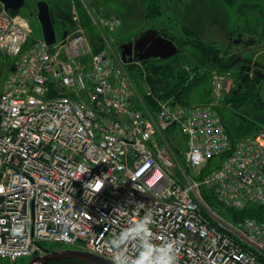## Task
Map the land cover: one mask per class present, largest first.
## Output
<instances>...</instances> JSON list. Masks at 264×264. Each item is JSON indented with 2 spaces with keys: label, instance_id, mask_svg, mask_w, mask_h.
Returning <instances> with one entry per match:
<instances>
[{
  "label": "built area",
  "instance_id": "1",
  "mask_svg": "<svg viewBox=\"0 0 264 264\" xmlns=\"http://www.w3.org/2000/svg\"><path fill=\"white\" fill-rule=\"evenodd\" d=\"M77 3L48 44L0 1V258L110 261L113 235L150 212L154 242L179 241L178 264H264V124L231 137L219 110L229 72L212 71L203 102L156 99L152 117L124 67L138 61L114 45L119 17L95 5L86 24ZM173 127L181 157L162 135Z\"/></svg>",
  "mask_w": 264,
  "mask_h": 264
},
{
  "label": "rangeland",
  "instance_id": "2",
  "mask_svg": "<svg viewBox=\"0 0 264 264\" xmlns=\"http://www.w3.org/2000/svg\"><path fill=\"white\" fill-rule=\"evenodd\" d=\"M37 0H24L20 8L35 34L40 30V25L36 18ZM54 17V30L56 37L67 29L72 23V0H46ZM84 5L77 3V11L83 21L89 24L86 9L93 10L95 5H101L102 15H115L120 19L119 28L113 33L114 45L119 50L120 44L126 41H133L147 29H157L164 32H170L174 37L186 38L184 25L188 26L196 34L188 35L190 41H201L207 45L219 49L225 58L230 55L238 57L237 61L224 70L218 68H207L205 79L195 82L196 85L188 93L187 101L189 103H200L210 97L209 76L212 71H228V91L221 101L219 110L224 118L226 127L232 138L236 139L253 133L261 124L251 121L254 115H262L264 112V79L249 73L246 76L245 68L247 66L260 67L264 72V0H83ZM77 2V0H76ZM96 3V4H94ZM160 9V15H153L150 10ZM96 13V12H95ZM99 15V14H97ZM239 37L243 41L249 39H260L252 47L243 43H236ZM187 39V38H186ZM180 49V46L177 44ZM183 52L175 58L160 59L150 57L138 62L126 64L125 70L128 72L132 83L136 88L138 104L143 108L146 114L154 116L157 110V100H163L167 96L179 91L182 85L188 80L185 76L195 77L197 71L204 70L199 59V51L183 44ZM174 56V55H173ZM167 60L166 62H163ZM167 64L170 69L169 83L172 86L171 91L166 95L158 96L154 92L151 83L148 81L151 68L150 65ZM154 66V67H155ZM197 68V71L194 69ZM158 68H153L155 71ZM158 70V71H160ZM161 73V72H160ZM184 76V79L182 77ZM156 96L147 95V90ZM189 88V89H190ZM173 89V90H172ZM156 93V94H155ZM158 94V95H157ZM172 97V96H170ZM169 98V97H168ZM174 154L182 156L185 151V140L177 128L173 127L162 134ZM180 160V159H179ZM219 213L225 216L230 222L234 223L229 213L225 209L218 208ZM29 258H21L15 262H9L0 258V264H26ZM40 264V263H37Z\"/></svg>",
  "mask_w": 264,
  "mask_h": 264
},
{
  "label": "water",
  "instance_id": "3",
  "mask_svg": "<svg viewBox=\"0 0 264 264\" xmlns=\"http://www.w3.org/2000/svg\"><path fill=\"white\" fill-rule=\"evenodd\" d=\"M4 7L11 11L20 10L24 0H0ZM36 5V18L40 25V32L42 37L48 44H52L55 41L54 30V17L49 8L46 0H37ZM242 38L239 37L235 40L236 43L242 42ZM251 41H243L248 45ZM121 56L124 62H130L132 60H142L150 57H157L160 59H167L175 55L179 47L173 41L171 37L165 35V32L157 29H147L145 32L133 41H126L120 44ZM256 74L264 79V72L260 67L256 66L251 68L247 66L245 68L246 74L249 72ZM64 258H74L80 261L81 264H110V261L98 257L96 255L78 251L74 249H61L50 250L43 256H35L30 258L26 264H45L49 261H59Z\"/></svg>",
  "mask_w": 264,
  "mask_h": 264
},
{
  "label": "clouds",
  "instance_id": "4",
  "mask_svg": "<svg viewBox=\"0 0 264 264\" xmlns=\"http://www.w3.org/2000/svg\"><path fill=\"white\" fill-rule=\"evenodd\" d=\"M102 222L117 221L114 218ZM152 224L153 217L147 212L114 234L108 242L110 264H178L179 241L163 238L159 243L154 242Z\"/></svg>",
  "mask_w": 264,
  "mask_h": 264
},
{
  "label": "trees",
  "instance_id": "5",
  "mask_svg": "<svg viewBox=\"0 0 264 264\" xmlns=\"http://www.w3.org/2000/svg\"><path fill=\"white\" fill-rule=\"evenodd\" d=\"M96 1H98V0H95V2ZM106 1H109V0H106ZM150 12L153 13V15H155V14L160 15L161 14L160 9H157L156 11H154L152 9V10H150ZM85 23L88 24L87 22H85ZM184 33H185L187 39L182 38V37H174V35H171L170 32H165L166 36L171 37L173 39V41L176 42L180 46V49L178 50V52L174 56H172L171 58H175L179 53L183 52V48H181V46L183 44H189L190 46H193L194 48H196L199 51V56L195 58L196 62L198 63L197 60L199 59V61L202 64L200 66H203L204 70H206V71H204V72L197 71L198 67H196L194 69V71H197L195 73V75H196L195 77L193 76L191 79H188L189 75H188V77L185 76L184 83L186 82V78H187L188 82L185 85H182V87L179 91H176L175 93L170 95V96H172L174 102H180V103H187L188 102L186 97L188 96L189 91L191 90V88L193 86L196 85L195 82L199 83V81H201L203 77L205 79L207 68L208 69L209 68H218L219 70L220 69L224 70V69H227L228 67H230L232 64H234L238 59V57H236L235 55H230L229 57L225 58L223 56V54L220 53L219 49L214 48L211 45H207L205 43H202L201 41H197V42L190 41L188 38L189 37L188 35H193V34L195 35L196 33L193 30H191L190 28H188V26H186V25H184ZM167 60H164L163 62H166ZM154 66L155 65L151 63L150 68H151L152 72H150V75L148 76V81L151 83L154 92H158V90L160 89V93H158L159 95L158 94L157 95L161 97L162 95L164 96L168 92H170L171 88H172V86H170L171 84L169 83V74H170L169 70L170 69H167L168 67H167L166 63L162 64L163 68L161 70H160V68H158V67H160L159 65H156L155 67ZM153 68H158V69L155 71ZM158 70H160V71H158ZM255 76H257V75H255ZM182 77L184 79L183 75H182ZM257 78H260V77L257 76ZM170 96H167V97H170ZM254 120L255 121H251L252 124H254V122H258L259 124H264V112L262 113V115L261 114L258 116L254 115ZM79 263L80 262L77 261L76 259L64 258V259L59 260V261H49L45 264H79Z\"/></svg>",
  "mask_w": 264,
  "mask_h": 264
},
{
  "label": "crops",
  "instance_id": "6",
  "mask_svg": "<svg viewBox=\"0 0 264 264\" xmlns=\"http://www.w3.org/2000/svg\"><path fill=\"white\" fill-rule=\"evenodd\" d=\"M249 41H251L250 44L253 45L255 42H257V41H261V40H259V39H256V40H254V39H249ZM250 44H249V46L252 47Z\"/></svg>",
  "mask_w": 264,
  "mask_h": 264
},
{
  "label": "flooded vegetation",
  "instance_id": "7",
  "mask_svg": "<svg viewBox=\"0 0 264 264\" xmlns=\"http://www.w3.org/2000/svg\"><path fill=\"white\" fill-rule=\"evenodd\" d=\"M176 43V42H175ZM176 45H177V43H176ZM249 73H252L251 71L249 72ZM249 73H247V75L246 76H248V74ZM253 75H256V74H254V73H252ZM259 77V76H258ZM261 78V77H260ZM262 79V78H261Z\"/></svg>",
  "mask_w": 264,
  "mask_h": 264
},
{
  "label": "snow or ice",
  "instance_id": "8",
  "mask_svg": "<svg viewBox=\"0 0 264 264\" xmlns=\"http://www.w3.org/2000/svg\"><path fill=\"white\" fill-rule=\"evenodd\" d=\"M96 187H97V189H99L100 188V185H97Z\"/></svg>",
  "mask_w": 264,
  "mask_h": 264
}]
</instances>
